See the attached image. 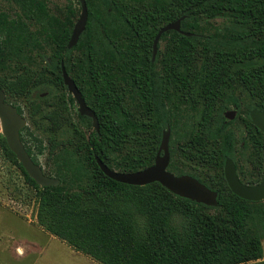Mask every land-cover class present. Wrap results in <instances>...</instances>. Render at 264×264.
Here are the masks:
<instances>
[{
	"label": "trees",
	"instance_id": "16d2710c",
	"mask_svg": "<svg viewBox=\"0 0 264 264\" xmlns=\"http://www.w3.org/2000/svg\"><path fill=\"white\" fill-rule=\"evenodd\" d=\"M15 1L33 7L34 19L0 27V88L20 113L16 101H29L32 123L44 122V147L24 131L37 152L46 149L43 172L59 183L40 186L2 135L0 148L33 191L37 224L101 264H264V199L237 196L223 174L226 158L246 184L263 174L264 134L249 111H264V0H85V28L72 47V7L52 13L45 0ZM180 17V30L191 34L163 32L152 60L157 32ZM61 65L98 131L90 117L71 112ZM232 106L237 120L225 123ZM234 121L257 133L249 151ZM167 127V169L216 191V206L158 182L115 181L97 165L95 155L120 172L151 165ZM176 136H187L179 148Z\"/></svg>",
	"mask_w": 264,
	"mask_h": 264
},
{
	"label": "water",
	"instance_id": "95a60500",
	"mask_svg": "<svg viewBox=\"0 0 264 264\" xmlns=\"http://www.w3.org/2000/svg\"><path fill=\"white\" fill-rule=\"evenodd\" d=\"M80 4V14L75 22L70 39L67 46L72 47L78 40L80 33L84 30L87 20V6L85 0H77ZM176 19L159 29L153 39L152 44V60L158 49V41L161 34L168 30L180 31V20ZM185 35H190L189 32H182ZM61 73L64 84L68 91L72 94L78 104V112L81 115H86L91 118L92 127L98 131L99 123L94 111L85 103L81 92L77 88L73 79L68 75L63 65H61ZM253 124L264 134V111L253 108L249 112ZM0 123L2 134L5 137L9 149L16 155L18 161L22 164L27 174L31 176L40 186L56 185L58 179L44 174L42 168L34 163L31 157L26 152L20 138L19 130L24 126L25 121L17 112L16 108L5 101V93L0 88ZM169 134L170 128L162 132V137L157 149L154 162L137 171L120 172L109 168L97 155L95 161L101 171L111 179L127 183L130 185H145L151 182H158L172 193L189 198L198 203H203L208 206L217 205V192L210 189L207 185L200 182L197 178L189 174L176 175L167 170L169 162ZM162 152V154H161ZM223 174L230 190L237 196L250 200L259 201L264 199V168L261 179L252 185L245 184L240 181L235 164L231 158H226L223 166Z\"/></svg>",
	"mask_w": 264,
	"mask_h": 264
},
{
	"label": "rangeland",
	"instance_id": "374dc122",
	"mask_svg": "<svg viewBox=\"0 0 264 264\" xmlns=\"http://www.w3.org/2000/svg\"><path fill=\"white\" fill-rule=\"evenodd\" d=\"M45 1L52 13H57L59 10L66 11L69 7H72L75 11V22L77 21L81 11L80 4L77 0ZM1 8L12 9L13 5L7 0H0ZM49 101L48 99L47 102ZM9 104L16 108L12 103ZM16 104L21 107V113L18 112L17 108L16 110L25 121L24 126L19 130V138H23L27 146L31 148L42 170H47L48 166L45 163L46 149L43 148L42 152H37L35 143L24 131L27 128L38 139H42L44 147L46 139V133L43 130L44 122L38 118V125L32 123L29 118V101L26 98L18 99ZM71 108V112L77 111L76 104L72 105ZM188 115L190 116V113ZM185 116L186 111H183L181 113V120ZM73 120L75 121V119ZM233 128L237 137H240L242 134L240 123L236 122ZM64 131V136H68V130L65 129ZM1 135L3 136L0 123ZM244 165L250 168L248 163ZM44 231L36 222V202L32 189L24 181L20 170L3 157L0 148V259L3 257L4 264H101L90 256L76 251L64 240L52 234V238L48 234L45 236V239L32 240L34 233H44ZM19 245L28 246V250L31 249L28 252L29 254L20 253L16 249ZM262 245L264 258V239L262 240Z\"/></svg>",
	"mask_w": 264,
	"mask_h": 264
},
{
	"label": "flooded vegetation",
	"instance_id": "af4514ba",
	"mask_svg": "<svg viewBox=\"0 0 264 264\" xmlns=\"http://www.w3.org/2000/svg\"><path fill=\"white\" fill-rule=\"evenodd\" d=\"M7 1H9L13 5V8L12 9H10V8H1L0 9V27H1V25H3L4 21L18 23L20 21V19H23L26 22V21H28L27 15H30V17H31L30 20L32 19V21H33V19H34V8L33 7L30 8V7H27V6H21V4L19 2H17V1H15V0H7ZM3 37H4L3 29H1L0 38H3ZM33 53H34V50L32 49V54ZM66 88H67V86H66ZM67 92H69L68 91V88H67ZM43 95H44V93L41 94V96H43ZM74 101H75V99H74ZM74 104L77 105V112H78V104H77V102L75 101ZM74 104H72V105H74ZM224 116H225V120H224L225 123H228V122H230L232 120H235L237 118V116H238V108L232 106L229 109H226L224 111ZM249 117H250V115H249ZM235 123H236V121H234L233 123L230 124L231 125V128L233 130H234L233 125H235ZM241 128H242V131H241L242 134L238 138L239 139H245V142L241 141V144L242 145L245 144L246 141H247L248 151H249L250 150V147L252 145L251 144L252 139H253V143L255 145V143H257V140L259 139V137H258L257 133H255V132L253 133V135H251L249 129L247 128V126L242 125ZM180 132H182V130H180ZM234 132H235V130H234ZM174 138L177 139L176 140V146H178V148H179V144H182L184 142V140H186L187 136H176ZM169 140H170V134H169ZM179 153H180V151H179ZM161 154H162V152H161ZM247 163H248V165H250V161H247ZM168 164H169V162H168ZM249 185H252V184H249Z\"/></svg>",
	"mask_w": 264,
	"mask_h": 264
},
{
	"label": "crops",
	"instance_id": "0c3cea01",
	"mask_svg": "<svg viewBox=\"0 0 264 264\" xmlns=\"http://www.w3.org/2000/svg\"><path fill=\"white\" fill-rule=\"evenodd\" d=\"M49 234V236H50V238H52V235L50 234V233H48L47 231H44V233H34L33 235H32V237H33V239L32 240H36V239H45V236L46 235H48ZM41 237H44V238H41ZM20 253L21 252H23V254L24 253H28L30 250H28V246H26V245H24V246H22V245H19V246H17V248H16ZM29 254V253H28ZM30 256H32V255H30ZM27 257V256H26ZM25 257V258H26ZM33 257V256H32ZM0 261H1V263L0 264H4V262H3V257L0 259ZM31 264V263H30ZM32 264H34V263H32Z\"/></svg>",
	"mask_w": 264,
	"mask_h": 264
}]
</instances>
